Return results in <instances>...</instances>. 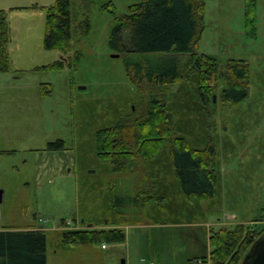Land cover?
Returning <instances> with one entry per match:
<instances>
[{"label":"rangeland","instance_id":"obj_1","mask_svg":"<svg viewBox=\"0 0 264 264\" xmlns=\"http://www.w3.org/2000/svg\"><path fill=\"white\" fill-rule=\"evenodd\" d=\"M143 1L71 0L79 20L88 16L91 31L73 38L67 67L45 70L62 57L44 47L48 9L56 0H0V10L8 11L12 63L9 73H0V228L45 226L47 264H208L201 260L208 250V228L195 224L209 219L224 221L227 228L251 225L264 208V0H257L255 37L246 33V0H203L211 19L220 9L215 16L221 22L204 29L197 51L222 66L233 57L246 60V100L226 104L217 91L209 116L200 77L190 72L164 88L172 133L153 158L118 174L98 157V132L114 127L138 100L144 106L147 100L129 78L126 63L159 56L113 57L109 40L117 20L103 6L111 3L124 15ZM230 11H241L244 23ZM241 25L248 40L239 33ZM123 37L130 46L128 30ZM76 52L80 59L75 68ZM224 86L220 81L219 89ZM174 137L197 150L215 146L216 197L184 196L172 163ZM141 189L151 190L146 196L154 198L140 197ZM109 218L128 222L125 243L104 249L101 244L63 242V221L77 219L80 225L84 219L82 230H90L101 227L89 225ZM162 224L182 227L175 228L178 244L174 228ZM153 247L167 253L152 254L147 248Z\"/></svg>","mask_w":264,"mask_h":264},{"label":"trees","instance_id":"obj_2","mask_svg":"<svg viewBox=\"0 0 264 264\" xmlns=\"http://www.w3.org/2000/svg\"><path fill=\"white\" fill-rule=\"evenodd\" d=\"M256 5L257 0H246L245 24L249 37L256 36ZM86 8L88 11V6ZM103 9L112 13L117 20L109 40V46L115 53L159 55L137 63H126L129 78L141 96L147 99L145 106L138 100L114 127L101 130L97 134L98 157L109 161L115 173H126L137 167L138 162L144 164L166 143L172 133V125L164 99V88L185 78L190 72H195L200 77V96L209 116L212 114L207 109L217 91L221 100L231 105L239 104L249 97L250 68L245 60H230L222 66L216 58L197 51L205 28L204 1L144 0L131 5L128 13L124 15H118L111 3L104 5ZM8 19L7 12L0 10L2 74L12 70L9 56L11 29ZM127 30L131 39L128 47L124 45L123 37ZM90 31L88 16L79 20L73 12L71 0H56L55 5L48 9L44 47L47 50L60 51L62 58L44 69L67 67L71 57L66 56L72 51L73 38L84 37ZM182 55L188 58L184 59ZM79 59L80 53L76 52L73 58L75 68ZM220 81L225 82L221 89ZM139 105L141 111L137 110ZM215 156L214 145L197 150L191 148L186 139L174 137L172 163L186 198L198 197L206 200L216 197L218 179L215 174ZM150 191L141 189L140 197L146 196ZM145 198L152 200L154 196ZM76 220L71 223L76 225ZM252 222L251 225L236 224L234 228L212 227L208 238L211 250L208 256L201 258L203 263H242L255 242L264 236V208ZM66 224L67 221H63L59 226L66 227ZM127 224L125 220L109 218L92 225L101 227L100 229H66L63 231V242L102 246L125 243L127 234L122 226ZM0 264H47L46 231L0 228Z\"/></svg>","mask_w":264,"mask_h":264},{"label":"crops","instance_id":"obj_3","mask_svg":"<svg viewBox=\"0 0 264 264\" xmlns=\"http://www.w3.org/2000/svg\"><path fill=\"white\" fill-rule=\"evenodd\" d=\"M203 1V0H202ZM209 8L207 9V7H206V11H205V28L204 29H206L207 27H211V28H217L218 27V25L220 24V19L218 18V16H215V14L217 13V15H219V13H220V9H215L214 11H213V14H212V16L214 17V19H211L210 17H211V13L209 12ZM4 11H6L7 12V14H8V11L7 10H4ZM217 11V12H216ZM243 12V11H242ZM228 15H230V16H236L239 20H240V22H243V19H242V14H241V11L239 12H237V11H234V12H232V11H230L229 13H228ZM244 23V22H243ZM244 26V25H243ZM243 26L241 25V27L239 28V33L244 37V39L245 40H248V38H246L245 37V33L243 32L244 30H243ZM241 31H242V33H241ZM203 54V53H202ZM60 58H62V57H60ZM244 60L243 58H235V57H233V58H231L230 60ZM246 61V60H245ZM262 210V209H261ZM230 218H236V217H234V216H229ZM220 221V220H219ZM242 222V221H241ZM251 222V221H250ZM198 224H195V226H197V227H206V228H208V238H209V236H210V230H211V228L212 227H223V226H226V223L224 222V221H220V222H215V223H211V221L208 219L207 221L206 220H201V222L199 221V222H197ZM162 225H164V226H167V227H162V228H174V224H162ZM123 228H125L126 226H122ZM175 228H182V227H180V226H178V225H176V227ZM174 228V234H175V236H177V239L176 240H174V242H176V244H178V241H179V239H178V237H179V234H178V231H177V229H175ZM183 232V231H182ZM184 235V234H183ZM165 239H167V241H170V240H168V238H165ZM160 241V240H159ZM208 242H209V239H208ZM166 248H168V247H166ZM147 250L149 251V252H151L152 254H160V253H167V252H162L161 250H158V248H154L153 247V249H151V251L147 248ZM210 250H211V248H210V243H208V250H207V253H205V254H203V256L202 257H205V256H208L209 254H210ZM174 251H175V249H174ZM174 254H176V251L174 252ZM198 258V257H197ZM195 259V258H194Z\"/></svg>","mask_w":264,"mask_h":264},{"label":"water","instance_id":"obj_4","mask_svg":"<svg viewBox=\"0 0 264 264\" xmlns=\"http://www.w3.org/2000/svg\"><path fill=\"white\" fill-rule=\"evenodd\" d=\"M120 54L116 53L113 57H119ZM214 102H216V96L213 97ZM81 223L84 224L85 220L81 219ZM89 228H93L89 225ZM122 264H126L123 260ZM242 264H264V236L255 242L252 248L249 250L245 256Z\"/></svg>","mask_w":264,"mask_h":264},{"label":"built area","instance_id":"obj_5","mask_svg":"<svg viewBox=\"0 0 264 264\" xmlns=\"http://www.w3.org/2000/svg\"><path fill=\"white\" fill-rule=\"evenodd\" d=\"M82 226L81 225H73L70 221L67 222L66 227H64V229H68V230H82ZM103 248H106V246H103Z\"/></svg>","mask_w":264,"mask_h":264}]
</instances>
